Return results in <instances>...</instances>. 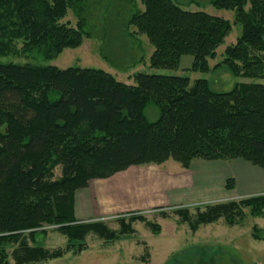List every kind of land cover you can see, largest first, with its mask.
Instances as JSON below:
<instances>
[{"label":"trees","instance_id":"16d2710c","mask_svg":"<svg viewBox=\"0 0 264 264\" xmlns=\"http://www.w3.org/2000/svg\"><path fill=\"white\" fill-rule=\"evenodd\" d=\"M80 1L0 0V57L18 53L19 41V53L46 59L79 48L83 22L76 28L61 22ZM140 1L144 9L131 18V26L154 49L150 68L176 71L190 56L191 71L208 73L210 60L232 33L231 22L185 11L175 0ZM213 7L234 12L242 27L217 67L235 78L264 80V0H215ZM134 81L129 86L97 69L0 61V264L78 255L87 249L89 234L115 243L134 234L135 222L159 236L161 227L142 214L122 217L119 233L76 218L78 190L130 167L173 161L189 169L195 160H242L264 172V84H237L218 93L207 80L192 84L180 76L137 73ZM149 105L159 111L155 122L146 118ZM58 167L62 176L55 179ZM234 188V179H228L226 189ZM200 209L194 219L185 207L173 213L193 234L220 220L241 226L245 209L264 218V194ZM157 211L168 218L164 209ZM50 228L68 238L66 248L50 251L35 244ZM252 238L264 241V229L254 227Z\"/></svg>","mask_w":264,"mask_h":264},{"label":"rangeland","instance_id":"374dc122","mask_svg":"<svg viewBox=\"0 0 264 264\" xmlns=\"http://www.w3.org/2000/svg\"><path fill=\"white\" fill-rule=\"evenodd\" d=\"M214 1L175 0V3L185 11L205 12L212 16L223 17L233 25L232 33L226 39L225 45L218 49L217 58L210 60L211 69L205 74L191 71L193 58L190 56L182 59L181 65L176 71L150 68L149 59L154 49L148 39L139 35L136 29L131 26V18L137 11L144 9L140 0H81L69 10L68 15L61 22L71 28H76L79 22H83L86 34L79 48L65 49L61 55L53 59H46L38 54L19 53L23 47V43L19 41L14 44V49L18 53L13 52L2 56L0 61L5 64H31L59 69L73 67L97 69L113 75L119 82L129 86H134V77L137 73L180 76L190 79L192 84L198 80H207L211 88L218 93L229 92L237 84H264V80L235 78L225 67H217L224 60L225 48L236 44L242 34V27L236 24L234 12L215 9ZM261 56L264 59V53ZM145 115L148 121L155 122L159 118V111L155 106L149 105L145 110ZM237 162L244 163L245 161L206 162L195 160L189 169H183L181 165L169 161L161 166H133L108 179L89 182L88 186L78 190L76 195L84 193V190L91 187V193H95L103 201L108 199L107 201L111 203L109 206L104 205L97 198V208L103 214L96 218H83L76 212L75 202V215L78 221L104 223L111 230L119 233L122 217L142 214L148 221L161 227L160 235L155 236L144 223L135 222L132 224L134 234L129 239L108 243L91 233L85 239L87 249L81 254L69 253L63 258L39 264H164L169 259L168 257L173 256L172 253L174 256H178L180 252L184 251L187 245L184 240L190 239L192 235L196 234H193L188 224H183L180 217L173 213L174 209L188 208L191 218L194 219L198 208L203 211L207 205L240 201L247 198L239 197L237 191L226 189L227 180L233 179L228 174V169ZM54 172L55 179L62 176L60 167L56 168ZM120 179L126 182L122 186V190H118L119 186H117ZM106 180H110V182ZM98 181L106 182L98 183L102 184L98 185ZM113 182L116 183L110 185ZM92 187L95 189L93 190ZM117 191L123 193H119L117 196L114 194L108 196V192L117 193ZM263 194L264 192L252 196ZM163 209L169 214L168 218L159 215L157 210ZM86 210L88 211V209ZM94 212V210L91 211V213ZM245 216L243 224L235 226L238 229L230 230V227L220 220L213 226L201 227L198 238L214 243L224 242L228 239L241 240L243 242L238 247L239 250H242L243 246L246 249L245 264H264V241H255L252 238L254 227L264 229V218H253L249 209H245ZM53 229L50 228L46 235L39 236L35 244L50 251L66 248L68 238ZM195 242L193 240L188 243ZM32 244L34 245V243ZM227 250L231 253L227 252L226 254L233 257L239 254L236 251V246H230ZM172 258L165 264H179L171 262L174 260ZM11 263L14 264L12 259Z\"/></svg>","mask_w":264,"mask_h":264},{"label":"crops","instance_id":"0c3cea01","mask_svg":"<svg viewBox=\"0 0 264 264\" xmlns=\"http://www.w3.org/2000/svg\"><path fill=\"white\" fill-rule=\"evenodd\" d=\"M229 170V175L231 178L235 180V188L233 192H238L239 197H250L252 195L260 194L264 192V172L262 170H259L258 168H254L253 166L243 163V162H237L234 165H231ZM107 182H110V180H106ZM106 181H98V183H103ZM116 182H113L110 185L115 184ZM126 183L123 181V179H120L117 182V186H119L118 190H122V186ZM102 185V184H98ZM94 190L95 188L92 187ZM84 193H77L76 195V212L80 214V216H83V218H93L97 216H101L103 212L101 210H98V202L97 198H99L101 203L110 205L111 202H108L106 199L103 201L100 197L96 196L95 193H91V187L89 189L84 190ZM94 192V191H93ZM119 193H123L121 191H117V193H111L108 192V196L115 195L117 196ZM105 198H107L105 196ZM123 199V198H122ZM113 206V205H111ZM88 209V211L86 210ZM90 210V211H89ZM95 211L94 213H91V211ZM215 224H212V226ZM211 226V225H208ZM206 226V227H208ZM211 228V227H209ZM202 228H200L195 236L192 235L190 239L184 240L186 245V249L178 256L168 257L169 259L166 260L165 263H168L173 257L171 262L179 263V264H245V252L246 249L243 246L241 248L242 250H239L238 246H241V243L243 241L241 240H235V239H228L224 242L214 243L213 241H207L202 240L198 238V233L200 232ZM212 229V228H211ZM238 229V227H230V230ZM237 233V232H235ZM228 236V234H226ZM195 240V243H188L189 241ZM183 246V245H182ZM230 246H236V251L239 253L238 256L233 257L232 255L226 254L231 253L228 249ZM244 254V255H242ZM164 263V264H165ZM247 264V263H246ZM250 264V263H249Z\"/></svg>","mask_w":264,"mask_h":264}]
</instances>
